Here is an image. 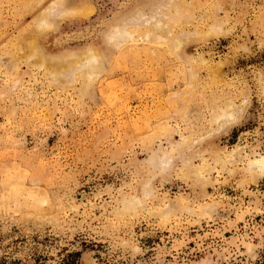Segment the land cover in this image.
Segmentation results:
<instances>
[{
  "label": "rangeland",
  "instance_id": "374dc122",
  "mask_svg": "<svg viewBox=\"0 0 264 264\" xmlns=\"http://www.w3.org/2000/svg\"><path fill=\"white\" fill-rule=\"evenodd\" d=\"M55 2L0 0V264H264V0Z\"/></svg>",
  "mask_w": 264,
  "mask_h": 264
},
{
  "label": "bare ground",
  "instance_id": "6f19581e",
  "mask_svg": "<svg viewBox=\"0 0 264 264\" xmlns=\"http://www.w3.org/2000/svg\"><path fill=\"white\" fill-rule=\"evenodd\" d=\"M62 3H63V0H57V2H55V3H53V4H51V5H49L50 7L48 8V10H47V13L48 14H50V13H52L51 11L53 10V9H57L58 11L57 12H59L58 13V15L60 14V15H65L66 16V14H68V13H75V12H77L75 9H71V10H69V9H65V8H63L64 6L62 5ZM68 4V3H67ZM70 4H72V3H70ZM53 5V6H52ZM69 5V4H68ZM73 6V5H72ZM61 10V11H60ZM46 11V10H45ZM50 12V13H49ZM46 12H45V14L44 13H41V15L42 16H40L39 15V17H41V18H39V21H38V23H36V26L38 25V27H40V30H41V28H43L44 26H46V25H48L47 24V17H48V14H47ZM132 16V15H131ZM139 16V15H138ZM153 16H155V15H153ZM159 16V15H158ZM142 17H144V16H142ZM141 17V18H142ZM38 18V17H37ZM138 18V17H137ZM145 18V17H144ZM131 19V18H130ZM143 19V18H142ZM155 19V18H154ZM41 20V21H40ZM159 20V19H158ZM133 21V20H132ZM132 21H130V22H132ZM143 22V21H142ZM141 23V22H140ZM139 23V24H140ZM146 23V22H145ZM161 23V22H160ZM159 22H157V24H155L154 25V27H155V29H158L159 28V24H160ZM129 24V23H128ZM131 24V23H130ZM121 26V25H120ZM123 26V25H122ZM142 26V25H141ZM37 27V28H38ZM125 27H128V26H125ZM147 27V26H146ZM124 29V28H123ZM122 29V27L120 28V27H118V26H116L115 27V31H116V34H117V36L121 39V38H130V35L128 34V32H126V31H122L123 30ZM114 32V31H113ZM114 34H115V32H114ZM114 34H112V36L114 37ZM111 36V35H110ZM116 37V36H115ZM119 39V40H120ZM115 40V39H114ZM113 40V41H114ZM117 40V39H116ZM115 40V41H116ZM121 41V40H120ZM173 41H174V39H173ZM181 44H182V41L180 40V41H177L175 44H174V46H175V48H177V49H179L180 48V46H181ZM30 47V46H29ZM34 51V50H33ZM87 62V61H86ZM93 62H95V61H93ZM92 63V62H91ZM79 64V63H78ZM86 65V64H85ZM88 65V64H87ZM86 65V66H87ZM91 67V66H90ZM55 71V70H54ZM228 117V116H227ZM232 118V117H231ZM250 167L253 169V170H255L256 172H259V174L260 173H263L264 172V157H262L261 159H258V160H254V161H251L250 162Z\"/></svg>",
  "mask_w": 264,
  "mask_h": 264
}]
</instances>
